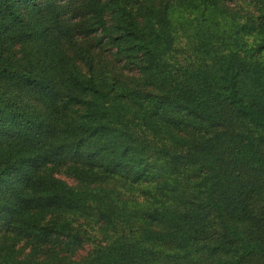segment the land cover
<instances>
[{
    "label": "trees",
    "instance_id": "trees-1",
    "mask_svg": "<svg viewBox=\"0 0 264 264\" xmlns=\"http://www.w3.org/2000/svg\"><path fill=\"white\" fill-rule=\"evenodd\" d=\"M0 264H264V0H0Z\"/></svg>",
    "mask_w": 264,
    "mask_h": 264
}]
</instances>
